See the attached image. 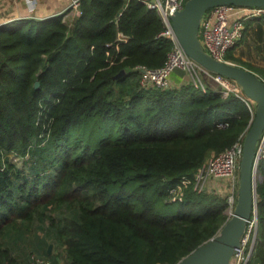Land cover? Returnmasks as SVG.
Listing matches in <instances>:
<instances>
[{"label":"trees","instance_id":"1","mask_svg":"<svg viewBox=\"0 0 264 264\" xmlns=\"http://www.w3.org/2000/svg\"><path fill=\"white\" fill-rule=\"evenodd\" d=\"M78 9L70 22L62 13L0 25V264H20L18 235L38 237L34 249L51 264L50 243L64 264H177L218 233L231 205L192 187L172 202L169 189L243 140L254 115L212 83L140 88L135 68L163 66L173 47L140 0ZM249 26L264 38V12L245 34ZM233 51L226 59L243 66ZM246 68L264 80V69ZM11 152L28 155L27 172ZM259 172L249 264H264V158Z\"/></svg>","mask_w":264,"mask_h":264},{"label":"built area","instance_id":"2","mask_svg":"<svg viewBox=\"0 0 264 264\" xmlns=\"http://www.w3.org/2000/svg\"><path fill=\"white\" fill-rule=\"evenodd\" d=\"M149 10L155 11L162 20L163 30L157 37H164L173 41L167 61L158 68H145L138 66L139 86L142 89L160 88L169 89L170 75L176 70H181L190 76V81L204 91L212 83L217 92L224 98L233 93L241 98L252 110L254 115V101L247 98L234 80L222 75L209 72L189 58L177 43L170 17L184 7L186 0H140ZM79 0H72L71 8H76L77 14ZM264 12L262 8L250 10L246 7L232 5L217 6L207 11L202 17L199 39L204 50L219 61L230 62L226 59L227 53L234 49L245 36V22L257 19ZM65 21V20H64ZM119 42L127 38L122 33L118 34ZM118 51V44L115 45ZM113 64V59H109ZM233 63V62H232ZM244 140V138H243ZM243 140L236 142L231 147L220 153H211L204 163L191 175L179 179L169 189L168 196L172 202L182 201L185 192L192 187L197 192L216 194L226 197L232 206L234 196L238 190L239 164L243 150ZM264 158V131L257 144L256 158L253 169V183L255 189V210L247 222L244 234L241 236L238 253L232 257L233 264H249L258 240V215H257V185L262 182L259 172L260 160ZM227 196H222L221 192ZM230 206V209H231ZM233 212V211H232ZM231 212V214H232ZM29 264H51L41 257L32 258Z\"/></svg>","mask_w":264,"mask_h":264},{"label":"water","instance_id":"3","mask_svg":"<svg viewBox=\"0 0 264 264\" xmlns=\"http://www.w3.org/2000/svg\"><path fill=\"white\" fill-rule=\"evenodd\" d=\"M232 5L264 9V0H186L184 7L171 17L174 36L183 50L195 63L205 70L234 80L244 95L256 104L254 118L243 140L239 164L238 196L230 218L218 233L200 245L177 264H230L240 248L248 220L255 210L253 169L258 141L264 131V80L253 71L209 55L199 39V30L204 14L217 6ZM125 74L120 71L115 78ZM39 82L35 83L38 87ZM52 245L48 246V254Z\"/></svg>","mask_w":264,"mask_h":264},{"label":"crops","instance_id":"4","mask_svg":"<svg viewBox=\"0 0 264 264\" xmlns=\"http://www.w3.org/2000/svg\"><path fill=\"white\" fill-rule=\"evenodd\" d=\"M71 3L72 0H0V25L15 22L24 18L44 19L62 13L64 15L63 20L70 22L74 17L78 16L77 9L73 7L71 8ZM255 24L256 23H253L252 26H255ZM252 26H249L244 39L234 48L233 54L235 57L237 56L236 52H241L243 46L252 43L249 41L250 39H252L256 49L260 45H264V38L262 37V39H259L252 31L255 30ZM239 59L241 60L240 57ZM257 59L262 63L261 67L264 68V48H262V51L257 52ZM184 79L185 78L181 76L180 72H173L170 75L171 87L180 86L184 82ZM54 251L55 259L58 263L59 252L57 250ZM60 263L61 261L58 264Z\"/></svg>","mask_w":264,"mask_h":264},{"label":"rangeland","instance_id":"5","mask_svg":"<svg viewBox=\"0 0 264 264\" xmlns=\"http://www.w3.org/2000/svg\"><path fill=\"white\" fill-rule=\"evenodd\" d=\"M252 31L255 33V30H252ZM249 41L252 43H248L245 46H243V48L241 49V52L239 51L240 53L236 52V55H237L236 57L237 58L240 57L242 64L246 65L248 68L253 67L254 70H256V69L263 70L264 68L261 67L262 63H260L257 59V49L255 48V45H254L252 39H250ZM248 65L251 67H249ZM246 66H245V68H246ZM176 71L180 72L181 76L185 77L187 80H190V76L187 75L185 72H183L181 70H176ZM186 79H184V80H186ZM6 156H8L9 160L17 168L23 170L24 172H27V166L30 164V161L28 160L29 159L28 155L27 156H19L18 154L11 152V153H8ZM223 192L224 191L221 192L222 196H227V195H225L226 193L223 194ZM216 196H219V195H216ZM219 197H221V196H219ZM223 198H226V197H223ZM231 212H232V210L230 208L227 209V213L229 214V216H231ZM37 222L38 221H36L34 224H36ZM38 233L40 234V236L43 235L42 231H38ZM26 237H27V235L24 236V238H26ZM24 238L21 237L20 235L13 238L14 244H16V245L20 244L19 247L21 249L18 250L20 264H29L31 262L32 258H34V257H39V258L41 257V259H42V256L38 255L39 254L38 251L36 249H34V241H37L38 237L36 239H34L30 236L28 242L22 243V241H23L22 239H24ZM49 245H52L51 254L55 255V251H53V249H54L53 244L50 243ZM54 250H56V249H54ZM57 251H58V249H57ZM58 259H59V262L61 261L60 264H64L63 256H61V257L58 256ZM47 261L50 262V260H47ZM51 262H53L52 259H51ZM231 264H233V262H231Z\"/></svg>","mask_w":264,"mask_h":264}]
</instances>
